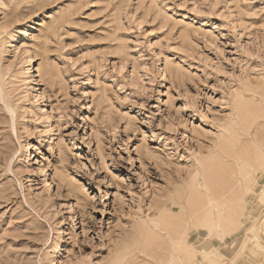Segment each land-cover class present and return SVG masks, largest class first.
Wrapping results in <instances>:
<instances>
[{
	"label": "rangeland",
	"instance_id": "1",
	"mask_svg": "<svg viewBox=\"0 0 264 264\" xmlns=\"http://www.w3.org/2000/svg\"><path fill=\"white\" fill-rule=\"evenodd\" d=\"M178 227L264 264V0H0V264H162Z\"/></svg>",
	"mask_w": 264,
	"mask_h": 264
},
{
	"label": "bare ground",
	"instance_id": "2",
	"mask_svg": "<svg viewBox=\"0 0 264 264\" xmlns=\"http://www.w3.org/2000/svg\"><path fill=\"white\" fill-rule=\"evenodd\" d=\"M243 167H246V168H244V170L246 171L247 176L251 175V173H253L252 171H254L256 168L255 166H253V164L250 161H249V163L244 161ZM247 178H249L250 181L252 180L251 177H246V179L244 180L245 182L247 181ZM197 184L206 190L205 200L202 204L203 213L201 212V208L199 211L202 213L200 215V217H198L199 224H201L203 226H207L211 230L215 229L219 235H223V234L231 231V229L234 227V225H236V221L234 220V217L236 215L234 216L233 212L230 213L228 206H226L225 200H223L224 199L223 196L226 193H224L222 195H221V193H217L218 195L220 194L221 196H218L217 194L211 193L210 189H209V185H208L206 180H204V182L202 184L201 183H197ZM245 187H249V185H247ZM247 191H248V189H247ZM241 193H242V191H241ZM193 208L195 209V207H193ZM194 209H193L192 216L195 214H198V211H196V210L194 211ZM230 209L232 210V208H230ZM198 210H199V208H198ZM236 212H237V210H236ZM186 213H189V212L186 211ZM187 215H188L187 221L185 219L186 223H190L192 219H195V217L194 216L192 217L191 214H190V216H189V214H187ZM188 218H189V220H188ZM237 222H239V221H237ZM193 223H194V221L190 224H193ZM194 225H195V223H194ZM185 228H187V227H185ZM168 239H169L168 240V243H169L168 254H167V256H165L166 258H164L162 264H177V263H183V262L187 263L188 261H190L195 256L192 248L186 243L185 237H184V230H181V228L178 227L172 233L168 232Z\"/></svg>",
	"mask_w": 264,
	"mask_h": 264
}]
</instances>
